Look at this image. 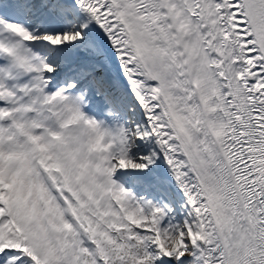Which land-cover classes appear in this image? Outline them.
<instances>
[{
  "label": "snow or ice",
  "instance_id": "6c2138e0",
  "mask_svg": "<svg viewBox=\"0 0 264 264\" xmlns=\"http://www.w3.org/2000/svg\"><path fill=\"white\" fill-rule=\"evenodd\" d=\"M0 264H264V0H0Z\"/></svg>",
  "mask_w": 264,
  "mask_h": 264
}]
</instances>
